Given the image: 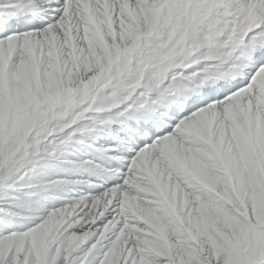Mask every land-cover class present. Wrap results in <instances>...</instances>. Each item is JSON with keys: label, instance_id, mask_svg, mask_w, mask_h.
Segmentation results:
<instances>
[{"label": "snow or ice", "instance_id": "6c2138e0", "mask_svg": "<svg viewBox=\"0 0 264 264\" xmlns=\"http://www.w3.org/2000/svg\"><path fill=\"white\" fill-rule=\"evenodd\" d=\"M0 264H264V0H0Z\"/></svg>", "mask_w": 264, "mask_h": 264}]
</instances>
